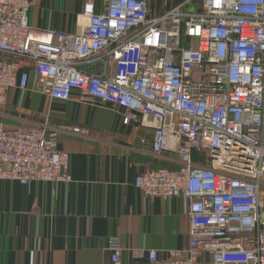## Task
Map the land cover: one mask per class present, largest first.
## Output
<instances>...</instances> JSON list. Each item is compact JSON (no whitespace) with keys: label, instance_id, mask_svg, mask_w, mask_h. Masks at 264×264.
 <instances>
[{"label":"built area","instance_id":"1","mask_svg":"<svg viewBox=\"0 0 264 264\" xmlns=\"http://www.w3.org/2000/svg\"><path fill=\"white\" fill-rule=\"evenodd\" d=\"M29 3L0 0V107L10 90L28 88L34 72L36 89L50 97L67 100L78 90L122 107L154 127V154L173 156L137 174L134 185L149 197H185L189 244L166 258L155 249L131 250V259L264 264V0H201L200 12L176 7L150 21L148 0H106L102 13L85 6L74 32L54 38L34 36ZM176 19L185 20L196 46L168 48L158 58L144 54L122 79L86 68L96 60L106 66L132 30ZM48 127L0 130L1 180H70L68 155ZM194 152L212 161L193 162ZM111 260L118 262L119 251Z\"/></svg>","mask_w":264,"mask_h":264},{"label":"crops","instance_id":"2","mask_svg":"<svg viewBox=\"0 0 264 264\" xmlns=\"http://www.w3.org/2000/svg\"><path fill=\"white\" fill-rule=\"evenodd\" d=\"M28 20L36 37L73 33L76 16L90 5L102 13L106 0H29ZM149 21L167 10H203L201 0H148ZM181 25L179 44L159 46V36L174 39L171 24ZM165 25H168L167 27ZM136 28L115 44L107 60L89 62L92 72L116 79L168 48L196 46L185 35V20ZM175 34V35H174ZM178 39V38H177ZM30 73L27 89H12L0 107V130L46 124L57 148L68 155L70 180L19 184L0 179V264H150L131 250L155 249L160 258L189 244L187 201L149 197L134 185L137 174L173 161L153 153V126H143L122 107L74 90L67 100L36 89ZM70 128V129H68ZM75 128L85 135L74 133ZM193 162L209 165L210 157L194 152ZM176 167V163H173ZM119 251V260L111 254Z\"/></svg>","mask_w":264,"mask_h":264},{"label":"rangeland","instance_id":"3","mask_svg":"<svg viewBox=\"0 0 264 264\" xmlns=\"http://www.w3.org/2000/svg\"><path fill=\"white\" fill-rule=\"evenodd\" d=\"M163 25H165L166 24V21H164V22H161ZM160 23V24H161ZM159 24V23H158ZM157 25V24H156ZM166 27L168 26V25H165ZM171 26H172V28H169V27H167L166 29L167 30H170V31H176V35H175V38L174 39H169L168 37H165L164 35L161 37V36H159V46H165V45H167V44H170V43H172V41L174 42V44H179L180 42H181V40H180V33L178 34V31L180 30V28H181V25H180V23L179 24H171ZM178 38V39H177Z\"/></svg>","mask_w":264,"mask_h":264}]
</instances>
